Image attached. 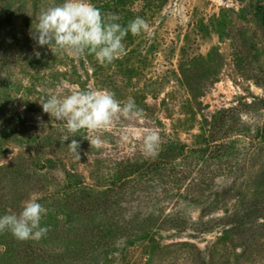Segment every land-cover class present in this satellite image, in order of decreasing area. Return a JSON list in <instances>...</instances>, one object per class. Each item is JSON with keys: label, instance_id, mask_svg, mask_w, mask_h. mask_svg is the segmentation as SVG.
<instances>
[{"label": "rangeland", "instance_id": "obj_1", "mask_svg": "<svg viewBox=\"0 0 264 264\" xmlns=\"http://www.w3.org/2000/svg\"><path fill=\"white\" fill-rule=\"evenodd\" d=\"M95 1L123 26L144 18L153 35L129 32L126 54L107 66L93 55L61 57L33 38L52 0H0V106L13 114L0 116V216L18 215L35 193L50 229L38 241L0 235V264H28L25 242L29 264H264V0ZM81 89L133 99L144 116L73 137L40 101ZM146 129L160 134L159 153L185 151L168 148L175 159L149 181L107 198L124 161L164 156L145 154ZM97 135L107 141L99 150L85 139ZM235 225L243 236L227 233Z\"/></svg>", "mask_w": 264, "mask_h": 264}, {"label": "clouds", "instance_id": "obj_2", "mask_svg": "<svg viewBox=\"0 0 264 264\" xmlns=\"http://www.w3.org/2000/svg\"><path fill=\"white\" fill-rule=\"evenodd\" d=\"M115 14L105 16L91 0H63L41 11L33 27V38L37 46L47 48L54 54L73 58L93 55L101 65H110L126 54L124 40L131 33L151 37L153 30L142 17L130 20L127 26L118 22ZM36 51L35 56L40 57ZM43 112L56 121L62 122L73 137L81 130L98 132L107 129L122 118L140 119L144 116L133 99L119 101L114 92L106 89H81L70 94L46 96L40 101ZM90 147L101 149L106 140L95 136L88 139ZM65 140H68L65 137ZM70 152L80 160V143L72 139L68 144ZM161 147L160 134L154 129H146L143 135V148L146 155L155 157ZM40 197L33 193L24 202L22 211L17 214L0 216V235L10 232L18 241L40 240L46 237L49 227L42 226L48 209L39 203ZM6 248L0 246V252Z\"/></svg>", "mask_w": 264, "mask_h": 264}, {"label": "trees", "instance_id": "obj_3", "mask_svg": "<svg viewBox=\"0 0 264 264\" xmlns=\"http://www.w3.org/2000/svg\"><path fill=\"white\" fill-rule=\"evenodd\" d=\"M92 1H94V0H92ZM93 4H95L100 10L102 9V8H105V6H103L102 5V2L101 1H95ZM12 80L10 79V78H5V80L3 81V88L4 87H10L12 84ZM2 86H0V88H1ZM258 102H259V104H261V105H263L264 106V97H262L260 100H258ZM2 103V101H0V104ZM252 103V102H251ZM253 104H254V102H253ZM251 105V104H250ZM3 110H5V108L4 107H1L0 106V116H3V114L5 115V117H11L13 114L10 112V110H5V112H3ZM230 111H232V114L233 113H235V112H237L238 111V107L237 108H235L234 110H227V112H226V114H221V116L216 120L215 119V123H213V125H212V127H213V129H212V132H211V134L209 135V137H213V132L214 131H216V130H218V128L220 127V132L219 133H221L222 132V129H223V126H224V122H220V121H218V120H220V119H223L224 117H226V115L227 114H229L228 112H230ZM219 124L221 125V126H219ZM216 127V128H215ZM215 128V129H214ZM217 135H219V134H217ZM213 138H216V137H213ZM212 138V139H213ZM212 141V140H211ZM213 142H215V141H212V143ZM214 144V143H213ZM167 147V149H164V153H159V154H163L164 156H161L160 155V157H157V158H154L152 161H150V162H147V165H144V164H141V166H139L138 164H136V163H131L130 162V160H128V161H124V163L123 164H121V166L118 168V171H117V173L120 175V176H118V178H116V179H113V180H109V187H108V190H107V198H119V194L121 193L122 195L120 196V198L123 196V193L124 192H126V187L130 184H132L131 186H135L136 185V183H135V181H136V179L137 180H142L143 179V181H149L150 180V178H151V175L153 174V169H156L157 167H159V166H161L162 167V165L165 163V162H167L168 163V159H171L172 158V160H171V162L175 159V158H173V157H170L168 154H167V151H168V148H174V151H175V153L173 154L174 156H179V154H176V152L178 151L179 152V150L181 151H185V149H184V146L183 147H178V144L177 145H174V146H168V145H166ZM187 146V145H186ZM220 146H218V145H216V148L218 149ZM187 150L188 151H191V152H195V151H197L198 150V147H189V146H187ZM223 148V146H221L220 147V149H222ZM220 149H219V151H220ZM186 153H188L187 151H186ZM160 167V168H161ZM159 169V168H158ZM158 169H156V170H158ZM164 168H161L160 169V176H161V178H163V174L161 173V171L163 170ZM175 169V168H174ZM155 170V171H156ZM159 173V172H158ZM78 183L80 184L81 182H79L78 181ZM127 183H129V184H127ZM71 189V187L69 186L68 187V189L67 190H70ZM119 198V199H120ZM115 203V201H113V204ZM116 204V203H115ZM101 205H105V206H107L108 207V203H107V199H102V202H101ZM109 208V207H108ZM102 213H107L108 212V210H102L101 211ZM110 214H108V216H109ZM248 219L246 218V219H244V220H242L241 222H245V221H247ZM109 222H110V225L111 226H113V225H115V219H113L112 217L109 219ZM242 227H240V226H238V225H235V226H233V227H231V228H229L228 230H227V233H229V234H231V236H235V235H239V236H243L244 235V233L247 231V230H245V231H240V229H241ZM243 229V228H242ZM29 248H30V245H28L26 242L25 243H23L22 245H21V249L23 250V252H21L22 253V255H23V257L25 256V255H27L28 257L26 258V261H27V263L29 264L30 263V261H32L33 260V257H32V252H28V250H29ZM25 251H27V252H25ZM27 253V254H26Z\"/></svg>", "mask_w": 264, "mask_h": 264}]
</instances>
